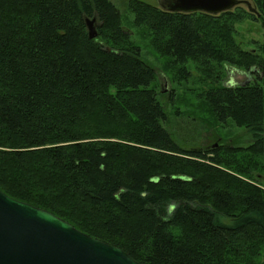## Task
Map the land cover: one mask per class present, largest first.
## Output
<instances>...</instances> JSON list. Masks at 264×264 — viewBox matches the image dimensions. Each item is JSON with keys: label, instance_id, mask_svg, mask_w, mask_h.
Listing matches in <instances>:
<instances>
[{"label": "trees", "instance_id": "16d2710c", "mask_svg": "<svg viewBox=\"0 0 264 264\" xmlns=\"http://www.w3.org/2000/svg\"><path fill=\"white\" fill-rule=\"evenodd\" d=\"M252 4L212 15L127 2L174 82L201 73L197 108L252 136L185 147L113 0H0V190L146 264H264V42L237 40L239 23L264 27V0ZM228 67L255 80L225 85Z\"/></svg>", "mask_w": 264, "mask_h": 264}, {"label": "water", "instance_id": "95a60500", "mask_svg": "<svg viewBox=\"0 0 264 264\" xmlns=\"http://www.w3.org/2000/svg\"><path fill=\"white\" fill-rule=\"evenodd\" d=\"M250 0H160L171 12L218 15ZM89 37H98L97 20L87 19ZM0 264H146L122 248L94 238L54 213L0 190Z\"/></svg>", "mask_w": 264, "mask_h": 264}, {"label": "rangeland", "instance_id": "374dc122", "mask_svg": "<svg viewBox=\"0 0 264 264\" xmlns=\"http://www.w3.org/2000/svg\"><path fill=\"white\" fill-rule=\"evenodd\" d=\"M113 1L119 6L122 12L124 27L132 33V38L141 47L143 58L157 68L160 82L159 89H164L169 93L168 96L160 97L166 104V109L169 113L168 126L170 130L180 138V143L185 144V147L211 146V144L216 142L217 135H220L226 146H247L251 142L252 136L246 129L236 126L231 120L224 123V126H216L211 113L205 106H202L204 108L203 111L197 108V105H201V103L193 93H195V91L201 92L202 89L207 86L202 79L201 73L192 65L190 66L192 76L189 81L182 84L174 82L171 76L164 70L166 58L159 57L153 50L150 45V40L143 34L145 29L134 26V16L128 8V0ZM142 1L160 6V0ZM250 1L252 2V0ZM241 6L248 9L245 4ZM237 30L239 32L237 34V40L246 49H254L255 40L262 43L264 42V27L262 21L248 20L239 23L237 24ZM256 74L257 70L255 68L250 71H241L235 67H228L227 76L223 84L240 85L249 81H254ZM201 80L203 82H201ZM184 95L187 96L188 100L192 103L180 102ZM176 108L179 109L178 114L174 112ZM261 180H263L262 182L264 184V178H261Z\"/></svg>", "mask_w": 264, "mask_h": 264}]
</instances>
